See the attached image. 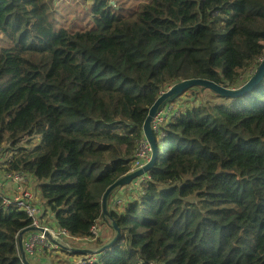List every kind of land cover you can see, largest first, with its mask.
Masks as SVG:
<instances>
[{
    "label": "trees",
    "instance_id": "16d2710c",
    "mask_svg": "<svg viewBox=\"0 0 264 264\" xmlns=\"http://www.w3.org/2000/svg\"><path fill=\"white\" fill-rule=\"evenodd\" d=\"M57 1L0 0L1 41L12 42L0 51L1 164L11 157L10 169L35 176L45 215L73 236L92 238L97 226L91 249L111 242L117 223V242L86 264H264V78L239 97L191 87L159 110L155 163L116 187L103 214L107 189L149 162L140 147L163 93L197 78L238 88L254 74L264 0H150L131 14L94 0V26L76 32L56 30ZM30 224L0 200V264H23Z\"/></svg>",
    "mask_w": 264,
    "mask_h": 264
},
{
    "label": "water",
    "instance_id": "95a60500",
    "mask_svg": "<svg viewBox=\"0 0 264 264\" xmlns=\"http://www.w3.org/2000/svg\"><path fill=\"white\" fill-rule=\"evenodd\" d=\"M263 78H264V58L261 61V63L258 65L257 70L254 71V74L242 86H240L238 88H229L227 86L218 84L212 80L198 78V79H189V80L179 82V83L173 85L167 92L163 93L159 97V99L156 101V103L153 105V107L151 108V111H150L149 116H148L146 123H145V131H146V135H147V141H150L149 144H150V147L152 150L151 160H149V162L147 164H145L146 166L123 176L122 178H120L118 181H116L114 184H112L107 189V191L103 197V214H104V217L107 218V216L108 217L110 216V212H109V208H108V198H109L111 192L118 186L129 184L136 176H138L139 174L146 171L148 168H150L155 163L156 156H157L159 149L157 147L156 140H155L153 133H152L151 124L153 123L154 119L156 118V115L158 113V109H159L160 105L166 99L171 98V100H175L179 95L183 94L187 89H189L191 87H196V86H204L205 88H210V89L214 90L215 92L221 94L222 96L239 97V96H242V95L248 93L252 89H254L256 87V85H258L263 80ZM112 225L116 230L115 237L113 238V240L111 242H109L108 244H105L103 247L99 248L97 250V253H102V252L107 251L120 238L121 230L118 227L117 223L113 222ZM30 231L45 232L51 238V240L55 241L50 230L46 229L44 227L29 226V227L25 228L24 230H22L19 234V248L21 250L22 260L26 264H31V263L27 260L26 253L24 251L23 237L26 233H28ZM74 251L76 253H80V254H88V253H93L95 250L90 249V248H79V249H74Z\"/></svg>",
    "mask_w": 264,
    "mask_h": 264
},
{
    "label": "built area",
    "instance_id": "2783aa9c",
    "mask_svg": "<svg viewBox=\"0 0 264 264\" xmlns=\"http://www.w3.org/2000/svg\"><path fill=\"white\" fill-rule=\"evenodd\" d=\"M11 161L12 158L9 157L8 163L3 164V168L5 170V182L14 186V194L8 197L0 189V200L3 201L7 209H20L25 211L31 219V226H42L39 219L41 210L34 204V192L28 187L27 175L20 171L10 169L9 165ZM44 227L52 232L55 241L51 240L45 232H33L25 244V250L28 254L35 255L44 250L60 248L68 241L91 243L97 238L98 232L97 226H93L92 232L94 237L81 239L71 235L67 229L53 230L49 226ZM98 249L94 248L93 250L95 251L93 253L81 255L79 257L82 260L80 264L94 263L96 260L95 254H97Z\"/></svg>",
    "mask_w": 264,
    "mask_h": 264
},
{
    "label": "rangeland",
    "instance_id": "374dc122",
    "mask_svg": "<svg viewBox=\"0 0 264 264\" xmlns=\"http://www.w3.org/2000/svg\"><path fill=\"white\" fill-rule=\"evenodd\" d=\"M94 0H59L56 2L53 8H51L52 18L55 24L56 30H60L62 28L69 29L70 31L76 32V31H84L91 29L94 26L95 17L92 13V6H93ZM118 4L123 8L124 11H126L128 14H131L139 9V7L150 0H117ZM4 36L3 33L0 32V51L4 48L10 47L12 45L11 43H8L6 38L1 41V38ZM199 95L202 96L204 100L210 99L213 96V93H203V94H197L196 96L199 97ZM191 96V95H190ZM189 97H183L179 100V102H173L174 106L179 109L181 103H185ZM171 98L166 99L159 107V110H162L165 112L166 107L168 106V110L170 108L169 102ZM198 101V100H197ZM224 104L230 106V107H237L234 101L232 100H225ZM150 142V141H148ZM140 152L142 151V146L140 147ZM151 160V157L148 158ZM1 163V161H0ZM146 166L142 161H137L136 164L133 166L132 170H136L138 168H142ZM130 171V172H131ZM36 182V180H35ZM33 188L36 190L37 196L41 197V188L40 184H33ZM131 189H119L117 191L115 202H120L124 199L123 193ZM45 220V219H44ZM47 222L49 225H51V217L48 218ZM90 245V244H89ZM97 258H101L100 254H95ZM38 257V255L36 256ZM35 260V259H34ZM39 261V260H36Z\"/></svg>",
    "mask_w": 264,
    "mask_h": 264
},
{
    "label": "crops",
    "instance_id": "0c3cea01",
    "mask_svg": "<svg viewBox=\"0 0 264 264\" xmlns=\"http://www.w3.org/2000/svg\"><path fill=\"white\" fill-rule=\"evenodd\" d=\"M8 156H9V154H8ZM2 158L3 157L0 156V159H2ZM26 175L28 178V187H29V189H31L34 192V204L41 210V214L39 215L40 223L43 226H47L49 224L45 221H47L48 218L51 216H49V213H47L45 215L46 209L42 204V194H41V197L39 198L37 196L36 190L33 188V184H37V183L40 184V183L37 181L35 176L30 175V174H26ZM35 180H36V182H35ZM5 181H6L5 180V170L3 168V163L2 164L0 163V189H2V191L4 192V194L6 196L11 197L14 194V186L7 184ZM51 222L52 223L49 226H51L53 229L56 230V229L60 228V226L54 222V219L52 217H51ZM31 234H32V232H28L24 235V237H23L24 245L26 244V242L30 238ZM98 234H99V232H97V236H98ZM82 243L84 244V247H82V248H88L90 246L89 245L90 243H87V242H82ZM82 243L77 242V241H68L65 245L62 246V247L67 248L69 250L68 253H64L62 251H59V248H53V249L57 250L58 253L62 254L65 259H67L71 262L74 260L80 261L79 257L81 255H84V254L77 256L74 249H79L80 245ZM45 252H47V251H44L42 254H44ZM42 254L38 255V257H36L37 255H35V256L28 255V261L31 264H52L51 259L42 255ZM36 260H39V261H36Z\"/></svg>",
    "mask_w": 264,
    "mask_h": 264
},
{
    "label": "clouds",
    "instance_id": "9594fccd",
    "mask_svg": "<svg viewBox=\"0 0 264 264\" xmlns=\"http://www.w3.org/2000/svg\"><path fill=\"white\" fill-rule=\"evenodd\" d=\"M198 79V78H197ZM204 79V78H203ZM185 81V80H184ZM182 82V81H181ZM179 83V82H178ZM177 84V83H176ZM198 86H196V87H192V88H197ZM170 101H173V100H170ZM235 104L237 105V107H238V101H236L235 102ZM236 108V107H235ZM142 151H143V154H146L147 155V159L148 158H150V157H152V150H151V147H150V144H149V142L148 141H145L142 145ZM150 160V159H149ZM145 164V163H144ZM138 169H140V168H138ZM138 169H136V170H138ZM136 170H133V171H136ZM132 171V172H133ZM20 210V209H19ZM31 226V225H30ZM47 226H49V225H47ZM29 227V226H28ZM34 227H39V226H34ZM41 227H44L43 225L41 226ZM51 229H53L51 226H49ZM45 228V227H44ZM47 229V228H46ZM58 229H64V228H58ZM58 229H56V230H58ZM53 230H55V229H53ZM30 232H41V231H30ZM51 232V231H50ZM52 233V232H51ZM72 235V234H71ZM52 236H53V234H52ZM60 248H62V247H60ZM59 248V249H60ZM89 248V247H88ZM53 249V248H52ZM91 249V248H90ZM51 250V249H50ZM24 251H25V253H26V257H27V260H28V255H30V254H28L27 252H26V250H25V245H24ZM44 251H48V250H44ZM43 251V252H44ZM43 252H41V253H43ZM19 253H20V256H21V250H20V248H19ZM41 253H37V254H35V255H40ZM35 255H32V256H35ZM22 258V257H21ZM22 262H23V260H22ZM23 264H26V263H24L23 262Z\"/></svg>",
    "mask_w": 264,
    "mask_h": 264
}]
</instances>
